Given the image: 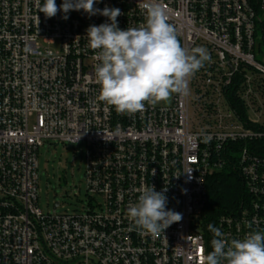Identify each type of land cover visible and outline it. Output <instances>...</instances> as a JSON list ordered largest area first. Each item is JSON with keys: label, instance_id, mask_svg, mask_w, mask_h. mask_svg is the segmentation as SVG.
<instances>
[{"label": "built area", "instance_id": "2783aa9c", "mask_svg": "<svg viewBox=\"0 0 264 264\" xmlns=\"http://www.w3.org/2000/svg\"><path fill=\"white\" fill-rule=\"evenodd\" d=\"M156 2L182 46L205 47L211 59L188 96L128 115L99 100V61L85 37L107 17L46 18L36 0H0V264H200L207 181L232 157L249 200L218 228L229 241L264 232V0ZM106 6L121 9L122 30L145 23L139 0L94 4ZM46 142L84 145L82 212L40 208ZM145 186L167 188L166 208L182 214L158 236L128 216Z\"/></svg>", "mask_w": 264, "mask_h": 264}, {"label": "clouds", "instance_id": "9594fccd", "mask_svg": "<svg viewBox=\"0 0 264 264\" xmlns=\"http://www.w3.org/2000/svg\"><path fill=\"white\" fill-rule=\"evenodd\" d=\"M97 2L63 0L58 8L56 0H36V5L46 18L62 11V18L67 19V13L73 10L108 18L109 22L90 25L85 36L99 61L94 69L100 86L99 100L118 113L133 115L143 112L146 103L155 106L170 101L173 94L188 96L191 78L211 59L208 50L182 46L166 8L156 0H139L145 23L123 30L117 20L121 9H98L94 7ZM166 191L167 188L158 192L154 186H145L137 202L129 206L128 216L141 234L158 236L182 220L181 213L166 208ZM208 227L214 237L212 251L201 256L200 264H264V232H249L229 241L219 228Z\"/></svg>", "mask_w": 264, "mask_h": 264}, {"label": "rangeland", "instance_id": "374dc122", "mask_svg": "<svg viewBox=\"0 0 264 264\" xmlns=\"http://www.w3.org/2000/svg\"><path fill=\"white\" fill-rule=\"evenodd\" d=\"M39 206L44 213L82 212L89 201L86 193L85 147L46 142L38 154Z\"/></svg>", "mask_w": 264, "mask_h": 264}, {"label": "trees", "instance_id": "16d2710c", "mask_svg": "<svg viewBox=\"0 0 264 264\" xmlns=\"http://www.w3.org/2000/svg\"><path fill=\"white\" fill-rule=\"evenodd\" d=\"M207 188V201L199 226L200 233L206 240L208 252H211V241L214 237L208 226L213 225L218 228L221 217L236 215L248 202L249 195L234 157L222 171L208 179Z\"/></svg>", "mask_w": 264, "mask_h": 264}, {"label": "water", "instance_id": "95a60500", "mask_svg": "<svg viewBox=\"0 0 264 264\" xmlns=\"http://www.w3.org/2000/svg\"><path fill=\"white\" fill-rule=\"evenodd\" d=\"M58 206H59V204H56V205H55V207H58Z\"/></svg>", "mask_w": 264, "mask_h": 264}]
</instances>
